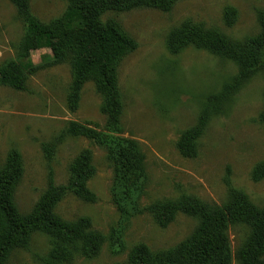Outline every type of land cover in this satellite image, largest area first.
Returning <instances> with one entry per match:
<instances>
[{"label":"rangeland","instance_id":"374dc122","mask_svg":"<svg viewBox=\"0 0 264 264\" xmlns=\"http://www.w3.org/2000/svg\"><path fill=\"white\" fill-rule=\"evenodd\" d=\"M28 1L30 13L42 23L67 8L66 0ZM262 9L264 0H180L168 12L139 7L103 13V22L115 21L137 44L118 65L123 109L114 132L105 128L101 98L91 81L83 85L77 109H68L70 66L50 64L47 48L30 52L35 69L27 76L26 90L0 84V165L10 149L20 153L23 176L14 197L21 213L30 212L45 190L49 166L56 183L65 184L74 158L90 151L95 173L88 188L96 200L84 202L70 193L55 210L67 220L90 218L105 242L97 255L64 264L121 263L138 244L154 252L168 250L195 231L199 220L181 212L166 226L158 225L150 212L157 201L191 195L222 206L230 185L264 208V180L251 178L253 167L264 162V68L218 99L197 154L186 158L176 148L181 133L196 124L207 98L222 91L237 67L202 49L189 46L171 54L165 45L167 34L185 21L244 40L259 33L257 13ZM25 31L11 0H0V65L19 60ZM70 123L84 127L87 135L69 133ZM118 142L130 143L142 156L138 173L122 180L107 158L108 146ZM249 232L244 224L229 226L231 264H237L234 255ZM49 250V238L36 232L27 247L11 252L8 262L48 264Z\"/></svg>","mask_w":264,"mask_h":264},{"label":"trees","instance_id":"16d2710c","mask_svg":"<svg viewBox=\"0 0 264 264\" xmlns=\"http://www.w3.org/2000/svg\"><path fill=\"white\" fill-rule=\"evenodd\" d=\"M67 8L58 18L42 23L29 10L28 0H11L26 31L20 43L19 60L0 65V84L15 90H26L27 76L35 69L30 52L47 48L50 64L68 63L72 81L66 103L70 111L78 106L83 85L91 81L101 98V111L106 118L105 128L118 129L123 103L118 88L117 69L122 58L137 44L113 20L103 22L107 11H127L134 8H154L168 12L180 0H66ZM260 31L244 40L229 38L216 28L182 22L166 36V49L177 54L192 46L232 61L237 73L222 91L207 98L199 118L184 130L177 143L178 152L193 158L198 139L204 131L218 99L221 102L240 88L251 76L264 68V9L257 13ZM231 22L230 14L225 16ZM214 100V101H213ZM67 131L87 135L84 127L70 123ZM48 153H52L45 147ZM51 154H48L50 157ZM107 158L114 166L117 180L134 176L142 166V156L130 143L118 142L108 146ZM50 160V159H49ZM90 151L84 150L74 158L65 184L59 185L52 167L47 172V185L32 210L21 213L15 204V192L23 176V162L16 149H10L0 165V264H9L13 250L28 246L31 236L40 232L49 238L48 264H64L78 257L97 255L105 236L93 228L90 218L67 220L56 213V206L66 194L84 202H94L95 194L88 188L94 175ZM254 181L264 180V162L257 163L251 172ZM229 200L222 206L204 202L191 195L157 201L150 206L156 223L169 224L177 213L196 217L195 231L173 248L151 251L146 245L134 246L126 261L116 264H231L233 254L228 228L244 224L249 235L234 255L237 264H264V208L251 203L247 196L229 185Z\"/></svg>","mask_w":264,"mask_h":264}]
</instances>
